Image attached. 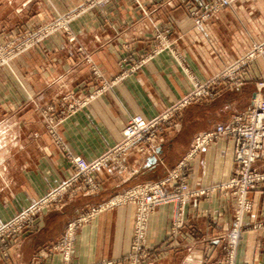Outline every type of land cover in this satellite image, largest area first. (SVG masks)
Wrapping results in <instances>:
<instances>
[{
  "label": "crops",
  "instance_id": "obj_1",
  "mask_svg": "<svg viewBox=\"0 0 264 264\" xmlns=\"http://www.w3.org/2000/svg\"><path fill=\"white\" fill-rule=\"evenodd\" d=\"M0 1V35L5 39L47 24L80 3ZM207 2L106 0L72 18L68 34L56 30L0 67V225L70 174L65 154L46 133L44 114L48 108L56 115L65 112L68 104L92 93L98 84L93 67L109 78L151 50L168 47L62 117L60 140L68 152L87 162L120 141L130 117L155 118L191 91V79L203 82L215 76L264 40V0H237L230 9L194 25L189 12L205 10ZM161 33L164 37L158 40ZM71 36L74 40L68 41ZM243 73L242 85L226 84L214 99L186 106L175 120L179 130L163 132L150 143L153 155L129 154L123 159L124 172L102 166L95 174L97 193L78 196L61 210L42 212L10 248L8 258L0 255V264H60L58 253L49 246L61 236L66 222L134 185L161 179L184 156L194 134L247 110L258 92L256 82H264V51L247 63ZM259 94L264 98V89ZM253 169L264 171V141ZM232 171L231 141L216 140L190 161L187 183L190 189L204 188L226 181ZM247 199L251 210L234 264H264V183L249 191ZM172 211V205H162L149 216L144 264H216L222 256L221 236L230 228L231 200L215 193L188 202L184 227L176 235L170 232ZM132 218L131 204L102 209L76 229L69 264H124L130 253ZM256 225L260 227L253 228Z\"/></svg>",
  "mask_w": 264,
  "mask_h": 264
},
{
  "label": "built area",
  "instance_id": "obj_2",
  "mask_svg": "<svg viewBox=\"0 0 264 264\" xmlns=\"http://www.w3.org/2000/svg\"><path fill=\"white\" fill-rule=\"evenodd\" d=\"M104 1L106 0H80L75 8L52 19L48 24L37 27L34 33H25L12 40L0 42V66L6 65L11 58L36 46L56 30L68 34L67 25L72 18ZM235 1L237 0H208L207 4L204 5L205 10H192L189 15L193 18L194 25L199 26L206 19L215 16L220 10L230 9ZM160 36L164 37V34H157L156 38L159 40ZM73 40L72 36L68 38V41ZM167 48V46L161 45L159 48L151 50L138 62L130 64L119 74L109 78H105L98 69L93 67L92 74L98 84L92 93L79 101L68 104L66 111L58 113V115L54 114L52 108L47 109V114H44L46 133L58 149L65 154L70 174L0 227V255L2 257L6 258L5 252L9 245L16 243L18 237L33 228L35 218L42 212L61 210L73 198L97 193L100 184L96 180L95 174L102 166L112 164L115 169L121 171L125 169L122 163L123 157L134 152L153 155L155 150L150 143L163 131L175 128L174 125L171 128L170 124L174 114L190 104L214 99L218 88L226 84L231 87L242 85L245 67L248 62L263 53L264 40L255 43L245 55L233 64L224 67L215 76L203 82L191 79V91L155 118L145 120L140 115L130 117L121 129L120 141L96 159L87 162L68 152L58 136V125L62 117L86 105L96 96L110 90L127 74L134 72L152 56ZM129 61V59L122 60L123 63ZM240 75L242 77H239ZM256 87L258 92L247 110L235 114L225 124L216 125L194 134L184 156L174 167L168 169L161 179L130 187L104 204L84 208L75 218L66 222L61 236L54 244L49 246V250L58 253L60 264H69L76 229L89 223L105 207L118 204H131L133 206L130 253L123 262L124 264H144L147 258V248L145 246L146 225L153 211L162 205H172L170 232L176 235L184 227L183 211L188 202L200 198H209L210 195L215 193L231 200L230 228L221 236L220 251L222 256L216 264H234L238 238L246 228L244 220L251 210V203L247 199V194L256 186L264 183V171L258 172L253 169V164L264 141V98L259 94V91L264 88V82L258 83ZM220 139H227L232 143L233 171L231 176L226 181L215 185L190 189L187 183L190 161L202 148ZM257 227H260V225L253 226V228Z\"/></svg>",
  "mask_w": 264,
  "mask_h": 264
},
{
  "label": "rangeland",
  "instance_id": "obj_3",
  "mask_svg": "<svg viewBox=\"0 0 264 264\" xmlns=\"http://www.w3.org/2000/svg\"><path fill=\"white\" fill-rule=\"evenodd\" d=\"M0 2H1V1H0ZM2 3H4V2H2ZM49 22H50V21H49ZM49 22H47V24H48ZM44 25H46V24H44ZM44 25H38V26H36L35 28H33L32 30H26V31L24 30V31H22V32H20V33H18V34H16V36L13 37V38L20 37L21 35H23V34H25V33H30V32H31V33H34V31H36L37 27H39V26H44ZM13 38L5 39V38H3V36L0 35V40H1L0 42H2V41H3V42H4V41H9V40H12ZM32 48H33V47H32ZM2 66H5V65H1L0 67H2ZM258 83H260V82H256V85H257ZM263 89H264V88H262L261 91H262ZM248 108H249V107H248ZM248 108H247V109H248ZM182 110H183V109H182ZM182 110L179 111V112H177L176 114H174V115L172 116V118H171V122H170V124H171V128H172V126L174 125V126H175V128H174L175 131H176L177 129L179 130V128H177L178 126H176V125H178V123H176L175 120L178 118L179 115H181ZM178 130H177V131H178ZM207 130H208V129H207ZM166 131H167V130H165V131H163V132H166ZM168 131H171V130H168ZM177 131H176V132H177ZM204 131H205V130H204ZM163 132H162V133H163ZM201 132H202V131H201ZM198 133H199V132H198ZM160 134H161V133H160ZM175 134H176V133H175ZM175 134H174V135H175ZM174 135H172V136H174ZM172 136L169 137L168 139L172 138ZM192 137H193V136H192ZM124 158H125V157H123V159H124ZM123 159H122V163H123V165H124ZM180 160H181V159H180ZM180 160H179V161H180ZM179 161H178V162H179ZM178 162H177V163H178ZM177 163H176V164H177ZM176 164H175V165H176ZM111 166H112V164H111ZM170 169H171V168H170ZM115 170H116V172H124V170H121V171H119V170H117V169H115ZM147 182H150V181H147ZM144 183H146V182H144ZM141 184H142V183H141ZM137 185H138V184H137ZM134 186H135V185H134ZM132 187H133V186H132ZM128 189H129V188H128ZM125 191H126V190H125ZM122 193H123V192H121L120 194H122ZM120 194H118V195H120ZM116 196H117V195H116ZM73 199H75V198H73ZM71 200H72V199H71ZM71 200H69V201H71ZM69 201H68V202H69ZM68 202H67V203H68ZM23 209H24V208L19 209L18 212H20V211L23 210ZM18 212H17V213H18ZM17 213H16V214H17ZM79 213H80V212H79ZM16 214H15V215H16ZM15 215H14V216H15ZM12 217H13V216H12ZM72 219H73V218H72ZM9 220H10V219H9ZM70 220H71V219H70ZM5 223H6V222H4L3 224H1L0 227H1L2 225H4ZM65 225H66V224H65ZM64 227H65V226H64ZM19 238H20V237H18V239H19ZM17 241H18V240H17ZM17 241H16V242H17ZM14 244H16V243H13L12 245H9V246H8V248H7L6 252H5V254L7 255L6 258H8V251L10 250V248H11ZM6 246H7V244H6ZM2 258L6 259L5 257H2Z\"/></svg>",
  "mask_w": 264,
  "mask_h": 264
},
{
  "label": "water",
  "instance_id": "obj_4",
  "mask_svg": "<svg viewBox=\"0 0 264 264\" xmlns=\"http://www.w3.org/2000/svg\"><path fill=\"white\" fill-rule=\"evenodd\" d=\"M152 161L154 160V158L151 159Z\"/></svg>",
  "mask_w": 264,
  "mask_h": 264
}]
</instances>
